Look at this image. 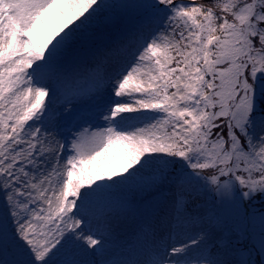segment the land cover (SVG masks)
<instances>
[{
  "label": "snow or ice",
  "instance_id": "1",
  "mask_svg": "<svg viewBox=\"0 0 264 264\" xmlns=\"http://www.w3.org/2000/svg\"><path fill=\"white\" fill-rule=\"evenodd\" d=\"M0 264H264V0H0Z\"/></svg>",
  "mask_w": 264,
  "mask_h": 264
}]
</instances>
